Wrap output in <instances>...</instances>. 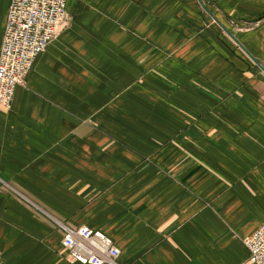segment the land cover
I'll return each instance as SVG.
<instances>
[{
    "label": "crops",
    "instance_id": "obj_1",
    "mask_svg": "<svg viewBox=\"0 0 264 264\" xmlns=\"http://www.w3.org/2000/svg\"><path fill=\"white\" fill-rule=\"evenodd\" d=\"M66 16L0 105V264H81L63 226L103 232L119 264H249L264 0H68Z\"/></svg>",
    "mask_w": 264,
    "mask_h": 264
},
{
    "label": "built area",
    "instance_id": "obj_2",
    "mask_svg": "<svg viewBox=\"0 0 264 264\" xmlns=\"http://www.w3.org/2000/svg\"><path fill=\"white\" fill-rule=\"evenodd\" d=\"M68 0H9L0 51V105L12 106L34 60L67 23ZM62 245L81 264H119L120 251L101 231L63 226ZM243 244L249 264H264V220Z\"/></svg>",
    "mask_w": 264,
    "mask_h": 264
},
{
    "label": "rangeland",
    "instance_id": "obj_3",
    "mask_svg": "<svg viewBox=\"0 0 264 264\" xmlns=\"http://www.w3.org/2000/svg\"><path fill=\"white\" fill-rule=\"evenodd\" d=\"M238 25L240 30H250L252 28L253 23L244 22Z\"/></svg>",
    "mask_w": 264,
    "mask_h": 264
}]
</instances>
